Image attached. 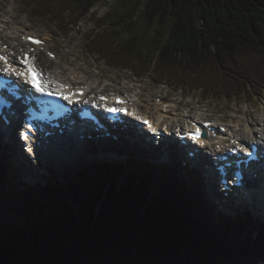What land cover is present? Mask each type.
<instances>
[{"label":"trees","instance_id":"1","mask_svg":"<svg viewBox=\"0 0 264 264\" xmlns=\"http://www.w3.org/2000/svg\"><path fill=\"white\" fill-rule=\"evenodd\" d=\"M18 1L64 31L93 19L88 53L110 68L204 100L264 95V0H120L97 19L105 0ZM11 170L0 163V264H264V224L214 222L167 169L94 164L33 188Z\"/></svg>","mask_w":264,"mask_h":264},{"label":"rangeland","instance_id":"2","mask_svg":"<svg viewBox=\"0 0 264 264\" xmlns=\"http://www.w3.org/2000/svg\"><path fill=\"white\" fill-rule=\"evenodd\" d=\"M119 4H120V0H105V1L98 3L92 9V12L97 16L95 19L106 18L107 15L111 16V14L114 13V11L118 10V8L120 7ZM12 8L15 10L14 14L18 18V20L20 19L26 20L27 23L32 26L31 27L32 31L38 32L44 35V37L47 40L48 47L50 49H53L56 52V54H58L60 59L62 58L63 60L69 63L74 62L73 66L78 65L82 67L83 70L85 69L88 72L87 75L89 79H93V81H87V76H86L85 78L86 82L93 83L94 81H96V79L94 80V78H98L97 83H100V84L101 82L99 81V78H101L102 82H105V83H108L106 80H112L113 83H111V86H109L106 89V91H109V92L116 91V93H119L120 95L123 96L124 93L126 94L130 92L134 94L140 93V92L142 93L141 90L140 91L135 90V88H141L143 89L144 94L146 95L145 97L149 100V104L151 102H155V99L157 96L158 98H162L161 96L166 94V96L168 97V101L172 100L173 102H175L174 108H176L178 111L179 109L182 111L181 112L182 119H180V123H183V124L184 122L182 120L184 119L185 116H189L191 118L192 117L195 118L196 116L201 117V115L198 114V112L203 113L205 116H213L212 119L214 118L225 119L224 122L228 121L230 117L240 118L242 116L241 114L243 113L248 114L246 115L247 116L246 119L249 122H251L253 119L261 120L264 117V95L262 96V98L250 99V102H248V99L245 100L243 98H234L236 100L224 99V98L219 99V100H215V99L204 100L200 96L199 91L187 92L186 90H182V89L176 90V89H173L169 84L164 83V82H163L164 84L158 85L150 77L136 79L134 75L131 74V72L129 71H121L119 69L110 68L107 65H105L102 61L99 62V60H97L95 56L88 53V49L86 47V40H87L86 36H88L91 32H93L97 28L93 19H90V18L83 19L79 23L78 27L68 28V31L67 30L64 31L63 27H57L56 25L51 24L49 21L50 18H47L41 21L37 18H34L32 16L31 11L27 9L26 7H24L18 0H0V13L2 10H8ZM114 19L116 18L112 17V21ZM30 25H29V28H30ZM108 26H110L109 29L113 28L112 25L110 24ZM66 33L68 35H65ZM11 34L8 35L5 33H0V41L4 42L7 45H9L10 42H14V40L16 39L10 40L12 39ZM18 41L19 40H16L15 44H17ZM27 51H29L28 47L25 48V52ZM37 59H38L37 62L40 61L41 65L44 68L40 67L38 63H35V65L38 64L37 66H39L41 70L50 71V70L56 69L58 72H60L61 70L63 71V65L56 63L54 61H51L53 62L51 63V65H48L47 63L44 65L41 61L44 62V59H46L45 56L41 57L40 59L37 57ZM66 78H62V80ZM132 84L135 86H133ZM103 90L104 88L102 85L101 92ZM119 94H116V95H119ZM130 95L132 96V94ZM176 104H179V106H177ZM146 108L147 110H149L148 107ZM149 111L151 114L154 115V111H151V110ZM154 116H155L154 117L155 119H158L156 115ZM240 130H241L240 134H243V129H240ZM244 136H249V135L245 134ZM89 149H91V147ZM109 151L110 150H108V148L105 147L104 149H100L98 155L102 153V155L107 156ZM123 151L124 150H119L117 152V158H119V156H122ZM155 151L156 150L152 148V152H155ZM99 158H101V156ZM0 159H1L0 162L5 163L6 166H9V168L12 169L10 171L9 176L11 180L14 181L17 186H19L20 184H26V185L29 184L30 186H32L33 184H35L36 181L39 184H41V182L44 183V181L48 179L46 176L47 170H43L42 165L40 164H38V166L36 164L35 166V164L32 163L34 165L33 167L34 170H36V172L38 173L36 174L37 176H32L29 170H26L22 165L16 162L15 157L11 158L10 155H8L5 159L2 156H0ZM95 161H97V158L93 162ZM108 161L115 162L117 161V159L116 160L108 159ZM122 161H123L122 163H126L124 162V160ZM91 163H92L91 161H86L80 164H72L66 167L57 166L55 164L54 166L50 167V172L52 173V177L60 178L61 176H68L70 174H73L75 171H78L82 169L83 167L89 166ZM122 163H119V164H122ZM120 166H122L123 168L125 165H120ZM21 167H23L25 171H22ZM25 172H27L26 173L27 175L25 174ZM122 172L123 170L121 171V173ZM118 177L121 178V175ZM200 177L201 175L198 176V178H196V185L198 189L195 188L194 186V188L190 190L191 195H195L196 193L203 192L199 186L200 185L199 182L202 181V183L204 184V181ZM185 181L186 183H188L187 180ZM202 186L204 189V185ZM206 194H207L206 204L209 206V208L211 206H214L215 211L219 213L221 211L220 214L222 217H219L218 214H216L215 212H211V209H209L211 213V218L214 222L222 220L223 218L225 219L238 218L239 216H240L239 218H241L242 221L244 220L245 213L243 210H237V211L228 210L227 207L223 206L220 202H217V204H219V206H217L214 203L216 202L215 200L216 196H214L213 194L209 192H206ZM261 214L262 213H258L257 215L259 217H262ZM250 219H252V217ZM257 221H260V219H257Z\"/></svg>","mask_w":264,"mask_h":264},{"label":"bare ground","instance_id":"3","mask_svg":"<svg viewBox=\"0 0 264 264\" xmlns=\"http://www.w3.org/2000/svg\"><path fill=\"white\" fill-rule=\"evenodd\" d=\"M14 11H15L14 9L12 11H8V10L1 11L0 13V33H5L8 35L13 33V39H16L19 41L17 42V44H15L16 40H14V42H10L9 45L0 41V54H7L9 56V59L13 63V68L16 71H21L23 62L26 59L25 58L26 54H29V52H25V48L28 47L29 49L31 47L28 43H26V38L29 36V33H28L29 24L27 23L26 20H23V19L18 20V18L14 14ZM5 46H6V49H4ZM38 55H39L38 51H35L33 54H31L29 61L32 64H35L36 61L38 60L37 59ZM44 62H45L44 65L46 63L48 65H51L52 63V62H48L46 59H44ZM38 64L40 67L44 68L41 65L40 61L38 62ZM1 68L2 67H0V69ZM68 73L69 75H74V76H71V77L61 76L56 71L49 72V80L47 81V85L49 87H56V83L57 82L59 83L58 80H62V78H66V77L68 78L63 79V81H66L68 85H77V84H80L82 81H85V78L87 76V73L82 68L75 69V68L70 67L68 68ZM46 74L48 73L46 72ZM97 81H98V78H96V81H94L93 83H89L85 81L82 84L83 85L82 89L88 93H94L96 95H101L100 92L102 90V85L100 83H97ZM23 83L24 81H18V84H23ZM96 84H98L97 91L95 90ZM24 88H26L25 83H24ZM11 91H14V90H11ZM114 96H119V95H114ZM161 97L163 99H162V102H160L159 104H156V102L149 104V100L145 96H143L141 92L135 93L133 98L129 97L128 99L129 101L132 102V106H133L132 110H136L138 113L142 112V109L145 106L148 107L149 110L154 111V115H156L158 119H155L152 116L150 117L148 113H145V112L143 113L144 116L140 117V119L141 120L150 119L156 123L157 127L160 124V130H163V127L165 125L172 127V129L173 127H175L174 125H177L176 126L177 128L182 127V125L184 124L180 123V119H182L181 113L176 108H174L175 102H173L172 100L168 101L166 94H164ZM241 115H240L241 116L240 118L236 117V118L229 120L230 125L228 126V131L225 134L220 135L217 138L218 140L217 142H214V143L211 142V144H218V147L232 149L235 146H237L239 142H241L243 149L248 151L250 150V147H248L250 144H255L257 142L264 140V117L261 120L253 119L251 122H249L246 119L247 118L246 115H248L247 113H243ZM190 118L191 117L189 116L184 117L185 121L190 120ZM195 118L198 119L200 117L196 116ZM191 121H194V120H191ZM217 121H220V120L217 119ZM139 125L140 123H138L137 126ZM221 126L227 128V126H224V125H221ZM240 129H243V134H240V131H241ZM144 130L146 131L147 128H145ZM88 133H85L82 135L85 137ZM116 133H120V131L117 130ZM178 134H179V131L177 130L176 136ZM245 134L249 136H244ZM143 135L140 133V130H138V128L133 126L132 128L127 129L126 139H120L118 143H115L114 141L107 139L108 141L106 142L105 147H107L108 150H110L107 156L102 155V153L98 155L100 150L96 151L94 154H91L92 152L91 142L88 141L87 139H83L82 141V146L84 145V148H83L84 155L83 156L86 157L87 159L93 156H99V157L101 156L103 158L111 157L113 160L117 159V161L123 162L122 160L126 161L130 156H134L133 151H138V149H140L141 154L146 156L147 159H150L154 162H160L162 160H167L171 165H176L181 160L185 162H190V160L186 156H184L183 151L180 152L179 156L173 155L171 145H166V144L162 145L161 148L156 149L155 145H152V143L150 144L145 141V136ZM167 135L168 133L166 134V136ZM0 136L3 137L5 140L4 142L0 144V156H1L3 147L4 148L9 147L12 158L15 157L16 162L22 165L26 170H29L32 176H37L36 174L38 173L33 168L34 165L32 164L26 152V148L21 149L18 147V144H17L18 142L17 140H15L13 132L4 133V136L0 132ZM114 145H118L119 147L116 150H112L111 148ZM90 147L91 149H89ZM152 148H154L156 151L152 152ZM101 149H104V147H101ZM119 150H124V151L122 153V156H119V158H117V152ZM220 154H222V152L217 150L215 152V155L212 156L210 160L213 161L215 159V156L220 155ZM29 155H32V152L29 151ZM66 158L69 159V156L65 157L64 159L66 160ZM57 162H66V161H57ZM191 163L193 164V162ZM68 165H71L70 162L68 163ZM51 166H54V165H51ZM209 174H213V171H211ZM210 179L214 180L212 176H210ZM199 183H200L199 186L202 189L203 193L209 192V188L207 186L209 184L205 185L202 183V181H200ZM202 185H204V189ZM211 186L213 188L212 183L210 184V187ZM195 188L198 189L196 185V179H195ZM229 200H232V199L223 198L221 201H229ZM255 202H256V199H255ZM261 203L263 204V206L258 207V204H257L256 206L257 209L255 210V212L263 213L264 215V203L263 202ZM216 205L219 206V204H216ZM225 206H230L229 202H227ZM207 208L209 209V206H207Z\"/></svg>","mask_w":264,"mask_h":264},{"label":"snow or ice","instance_id":"4","mask_svg":"<svg viewBox=\"0 0 264 264\" xmlns=\"http://www.w3.org/2000/svg\"><path fill=\"white\" fill-rule=\"evenodd\" d=\"M0 59H3L2 57H0ZM5 71H7V69H5ZM35 70L32 68V67H29L27 72L26 73H18L19 75H24L28 82L32 84L33 87H36V84H35V80L33 79L31 73H33ZM37 75H39L37 73ZM36 90L37 91H46L44 88H41V87H36ZM64 99H68L67 96L64 97ZM109 111H113V109H109ZM145 123H147V121H145ZM193 139H197V137H193Z\"/></svg>","mask_w":264,"mask_h":264}]
</instances>
